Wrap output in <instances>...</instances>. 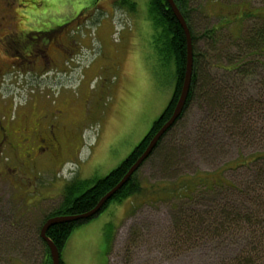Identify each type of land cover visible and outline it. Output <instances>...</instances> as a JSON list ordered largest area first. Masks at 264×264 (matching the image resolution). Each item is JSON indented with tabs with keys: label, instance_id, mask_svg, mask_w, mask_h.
Here are the masks:
<instances>
[{
	"label": "rangeland",
	"instance_id": "374dc122",
	"mask_svg": "<svg viewBox=\"0 0 264 264\" xmlns=\"http://www.w3.org/2000/svg\"><path fill=\"white\" fill-rule=\"evenodd\" d=\"M113 1H18L27 18L26 32L51 33L82 11L88 20L71 33L78 47L65 58L68 61L50 53L55 66L49 72L20 73L12 69L13 59L0 52V118L10 121L24 111L34 113L36 104L28 110L29 104L46 102L56 116L45 118L43 127L58 135L63 147L52 168L45 164L51 158L49 151L41 154L44 165L30 169L24 165L25 149L19 147V154L0 153V264H47L51 257L38 231L60 207L66 184L74 178L108 176L149 133L172 99L175 68H164L158 59L149 0H131L135 10L120 7L121 0ZM190 3L199 38L195 50L204 57L208 84L215 81L216 87L220 82L230 105L212 112L205 97L196 98L163 142L171 151L169 161L167 153L152 156L137 173L139 195L111 203L76 229L61 254L64 264H238L243 254L248 264H264V234L245 219L238 225L220 224L211 232L184 234L178 228L181 218L193 211H208L214 217L216 212L207 205L216 202L229 205L226 212L237 209L242 217L247 207L252 212L259 209L247 200L264 202V160H257L264 157V57H258L237 84L225 72L230 61L245 54L242 39L263 24L256 17L241 19L236 7L248 4L250 11L264 18V2ZM213 28L219 31L213 40L203 37ZM228 81L232 88L227 91L223 88ZM37 106L36 116H41L45 108ZM200 174L238 190L206 194L200 187L191 189L194 195L177 193L183 180ZM108 225L115 229L110 249ZM250 229L256 232L253 238Z\"/></svg>",
	"mask_w": 264,
	"mask_h": 264
},
{
	"label": "trees",
	"instance_id": "16d2710c",
	"mask_svg": "<svg viewBox=\"0 0 264 264\" xmlns=\"http://www.w3.org/2000/svg\"><path fill=\"white\" fill-rule=\"evenodd\" d=\"M262 1L264 2V0ZM174 2L176 3L183 17L185 18L192 36L193 76L189 96L187 98L183 113L173 125V127L162 137V139L157 144L155 150L152 152L151 156L144 162V164L157 153L160 155L161 158L163 154L165 155L167 153L165 159L166 161H169L171 151L169 152L167 148L163 147V142L166 137L170 134V132L176 127L179 121L183 118L185 111L196 100V98H201V96L205 97L207 99L208 107H210L212 112H216L220 108H222L223 111L224 107H226V104L230 105L231 101V98L230 100L229 98H225V91L221 89L220 82L216 81L217 88L215 87V81H213V83L211 84H208L209 79L206 75L203 63L204 57L198 54L195 50V44H197L199 38L197 37L193 26L192 17L194 10H191L190 0H174ZM118 5L122 8L127 6L130 10H135V3L131 2V0H121ZM238 6L239 7H236L237 12L235 13H240L241 19L256 17L263 20V24L259 28L251 30L248 37L242 39L244 48L246 49L243 57H238L230 61L228 69L225 68V72H228L233 75L231 81L234 84H237L242 81L239 77L247 75L246 73L252 71L251 66L258 63L255 62L258 57H264L263 16L261 14H256L250 11L248 4H241ZM241 7H245L246 9L241 10ZM149 18L151 19L154 29L156 31V34L154 35L153 44L160 63L164 66V68H168L171 65H174L175 68L173 74L175 88L169 105L167 106L162 116L153 124L149 133L137 145V147L129 155V157H127V159L123 161L121 165H119V167L113 170L108 176L99 180H80L79 178H74L72 181L66 184L63 192V201L60 207L55 209L43 220L38 231L39 237L41 228L48 219L59 216L81 215L94 209L98 202L121 182V180L130 170V168L143 155L151 139L171 118L184 83L188 57L187 40L183 28L181 27L179 21L177 20L176 16L174 15L172 9L169 7V4L166 0H149ZM218 32L219 31L217 29L213 28L208 33L204 34L203 37H206L208 35L209 39L213 40V38L217 35ZM215 44L216 45L212 47V50L214 51L216 50L218 42L216 41ZM234 47L239 50H244L242 45H236ZM218 63H220V61H218L217 64ZM224 84H226V87L224 86L223 89L228 91L230 90V88H232V83H230L229 81L225 82ZM228 84H230V86H227ZM257 160H264V157L258 158ZM241 166L245 167L246 164H242ZM138 171L133 175L129 182L120 191H118L115 196L104 206L103 210L99 214L104 212L111 203H122L123 201L140 194L141 186L139 183L136 182V176ZM200 187L204 189V192H206V194H214L219 190L226 189L238 190L236 187H232L231 185L226 182H223L222 180L217 181L215 178H209V175L200 174L193 176L188 181L183 180L181 187L178 189L177 193H182L185 191V193L191 192V195H194L195 191H191V189L196 188L197 191V189ZM184 198L189 199V197L187 196H185ZM246 202L258 205L259 209L254 210V212H252L251 208L247 207L245 211L246 216L242 217V214L237 213V209L234 212H226V210H230L229 205H221V203L216 202L213 206L207 205L209 209L213 207L214 211L216 212L214 217H210L208 211L203 212L205 218L203 217V213L200 214L197 211H193L191 215H185L181 218L182 220L180 221L178 228H182V233L184 234H188L189 232L194 233V231L195 233H201L202 231L211 232L215 229V231H217L219 229L220 224H229L230 226L234 224L238 225L245 219L248 221L247 223L249 226L253 228L254 226L259 227V229H257L258 233L262 230V233L264 234V218L261 219V217H264L263 200L261 204L258 200L251 199L247 200ZM91 220L55 225L47 231V236L58 248L60 254H62L73 232L79 227H81L83 224H86ZM114 231L115 229L111 228V226L108 225L106 232V241L108 243V249L111 248ZM249 234H252L253 238V236L256 235V232L255 230L250 229L248 235ZM40 240L45 246L48 254H50L49 248L47 247L46 243L41 239V237ZM249 242L250 243L246 245L247 247L251 246L252 244L251 240ZM250 252H247V254H250ZM240 257L241 258H239L238 264H248L246 255L243 254ZM48 263L52 264V261L49 259ZM61 264H64L62 259Z\"/></svg>",
	"mask_w": 264,
	"mask_h": 264
},
{
	"label": "flooded vegetation",
	"instance_id": "af4514ba",
	"mask_svg": "<svg viewBox=\"0 0 264 264\" xmlns=\"http://www.w3.org/2000/svg\"><path fill=\"white\" fill-rule=\"evenodd\" d=\"M18 1L0 0V52L13 59L12 69H17L20 73L49 72L55 66L50 53L62 57L63 60L72 57L78 46L70 36L88 20L84 11L66 22L61 29L51 33L26 32L28 30L23 23L27 18L17 7ZM112 1L110 0L111 4ZM96 3L100 4V0ZM113 3L115 5L117 1ZM17 24L20 29L17 28ZM60 33L63 34V38L57 37ZM44 38H47V42L43 41ZM33 104L37 107L33 110L34 113L25 114L24 111L21 116H16L10 121L0 118V153L10 150L19 154V147L25 149L27 160L24 165L30 169L44 165L41 154L49 151L51 158L45 164L48 168H52L59 162V156L63 151L62 142L48 126L43 127L42 122L45 118L56 116L55 109L46 102H37L29 104L28 110L34 107ZM37 104L45 108L41 116H36L37 111L40 110Z\"/></svg>",
	"mask_w": 264,
	"mask_h": 264
},
{
	"label": "water",
	"instance_id": "95a60500",
	"mask_svg": "<svg viewBox=\"0 0 264 264\" xmlns=\"http://www.w3.org/2000/svg\"><path fill=\"white\" fill-rule=\"evenodd\" d=\"M169 4V7L172 9L174 15L179 21L181 27L184 30L186 40H187V65H186V73L184 78L183 87L173 111L171 118L163 125V127L155 134V136L151 139L148 147L144 151L143 155L136 161V163L130 168L121 182L113 188L108 194H106L96 205L94 209L91 211L76 215V216H59L48 219L42 226L40 231L41 239L46 243L47 247L50 251V257L52 264H61V254L55 244L48 238L47 231L59 224L64 223H72L77 221H88L99 215V213L103 210L104 206L115 196V194L120 191L133 177V175L141 168L144 162L151 156L152 152L155 150L157 144L162 139V137L173 127L176 121L180 118L183 110L185 108V104L187 102V98L189 96L192 76H193V45H192V36L188 25L186 23L185 18L181 14L179 8L177 7L174 0H166Z\"/></svg>",
	"mask_w": 264,
	"mask_h": 264
}]
</instances>
